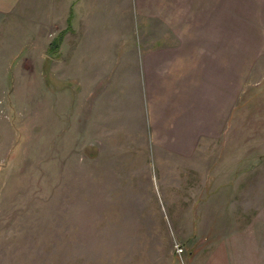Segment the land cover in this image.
Masks as SVG:
<instances>
[{"label": "rangeland", "instance_id": "374dc122", "mask_svg": "<svg viewBox=\"0 0 264 264\" xmlns=\"http://www.w3.org/2000/svg\"><path fill=\"white\" fill-rule=\"evenodd\" d=\"M83 2L0 0V264H264V0Z\"/></svg>", "mask_w": 264, "mask_h": 264}, {"label": "crops", "instance_id": "0c3cea01", "mask_svg": "<svg viewBox=\"0 0 264 264\" xmlns=\"http://www.w3.org/2000/svg\"><path fill=\"white\" fill-rule=\"evenodd\" d=\"M80 3L81 5H79L77 8H75V10L77 11V24L78 25H82V26H86V15L82 16L83 13H81V9H83L82 6H84V2L83 0H80ZM167 6H171V4H167ZM165 8H166V5H165ZM196 7L192 6V7H188L184 5V7H179V10L180 12L182 11H187L186 13L190 12V14H186L185 15V22L187 25H190L191 27H198L200 28L201 27V22L200 20L197 19L196 17ZM83 18V19H82ZM189 33V32H188ZM190 34V38L189 40H191L192 38V35L194 36V34L192 33H189ZM80 36H76V39H78ZM163 45V42L162 41H158V42H155L153 43L150 47L148 46V49H146V55L144 57H142V67H143V70H147L148 71V75H152V71L154 69V65L152 64V62H154L155 64V59L151 58L152 55H155L157 57V55L159 53H161L163 50L162 48H159ZM159 48V49H157ZM168 51V49H165L164 51ZM171 52V55H175L174 54V50H169ZM148 52V53H147ZM197 56H195V59L194 58H189V61H188V65L189 66H186V69L187 70H190L192 75H191V78H194V75L197 73V69H198V59H196ZM172 61L171 59L168 60V61H164V62H170ZM170 64V63H169ZM171 65V64H170ZM156 66V65H155ZM167 70H170L172 71L171 67H169ZM166 70V71H167ZM166 71L164 72L163 71V74H166ZM245 232L246 229H243ZM242 232V233H243ZM246 244V243H245ZM241 247H246L245 245L241 246ZM229 251V250H228ZM228 251L227 249H225L224 246L220 247L216 253L217 256H215V258L213 260L210 261V264H236V263H233V261L231 260V255L228 254ZM248 254H249V258L251 257V255H253V252H251V250L247 251ZM248 254H244L245 258ZM251 259V258H250ZM244 264V263H243ZM246 264V262H245ZM249 264V262H248ZM251 264V263H250Z\"/></svg>", "mask_w": 264, "mask_h": 264}]
</instances>
